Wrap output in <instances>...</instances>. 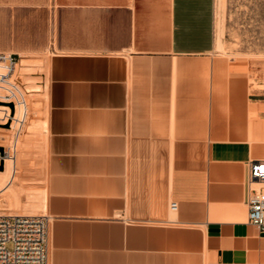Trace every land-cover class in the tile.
Returning <instances> with one entry per match:
<instances>
[{
  "label": "crops",
  "instance_id": "obj_1",
  "mask_svg": "<svg viewBox=\"0 0 264 264\" xmlns=\"http://www.w3.org/2000/svg\"><path fill=\"white\" fill-rule=\"evenodd\" d=\"M7 51L48 55V264H264V91L214 55L216 0H0Z\"/></svg>",
  "mask_w": 264,
  "mask_h": 264
},
{
  "label": "rangeland",
  "instance_id": "obj_2",
  "mask_svg": "<svg viewBox=\"0 0 264 264\" xmlns=\"http://www.w3.org/2000/svg\"><path fill=\"white\" fill-rule=\"evenodd\" d=\"M13 55L18 62L25 60V67L19 75L18 65H16L12 82L19 89L17 92L24 93L28 98L26 109L28 120L21 128L22 134L16 143L19 157L18 172L12 186L0 192V214L46 215L43 201L47 176L48 132L47 129L44 130L43 123L47 122L48 113L46 69L48 55ZM214 55L225 64L226 76L232 77L234 72L236 91L237 81L244 79L246 99L250 97L256 100L262 97L261 93L264 91V0H216ZM226 83L227 77L224 81L221 76L220 93L226 91ZM12 100L14 97L0 101ZM12 107L14 108L13 103ZM32 125H35V128L28 133ZM0 128H3L0 132L9 133L10 125H0ZM1 141L0 139V144L8 149L7 145L11 147L9 142L13 143L14 138L11 140L10 135H5L4 141ZM3 146H0L2 157L5 152ZM2 172L4 169L0 167V175Z\"/></svg>",
  "mask_w": 264,
  "mask_h": 264
},
{
  "label": "built area",
  "instance_id": "obj_3",
  "mask_svg": "<svg viewBox=\"0 0 264 264\" xmlns=\"http://www.w3.org/2000/svg\"><path fill=\"white\" fill-rule=\"evenodd\" d=\"M17 62L15 55L0 52V100L19 90L12 82ZM247 189L248 223L264 233V159L248 162ZM49 225L47 215L0 214V264H48Z\"/></svg>",
  "mask_w": 264,
  "mask_h": 264
},
{
  "label": "bare ground",
  "instance_id": "obj_4",
  "mask_svg": "<svg viewBox=\"0 0 264 264\" xmlns=\"http://www.w3.org/2000/svg\"><path fill=\"white\" fill-rule=\"evenodd\" d=\"M27 100L28 98L24 93L17 92L14 96V100L9 102L0 101V125H10V129H8L9 133L0 132V139L4 141L5 135H10L11 140H13L14 138L13 143L12 141L9 142L11 144V147L10 145H7L9 146L8 149L0 144V146H3L5 149L4 157H2V154L0 152V167L1 169H4V172H2V175H0V192L12 186L14 178L16 177V174L18 172L17 167L19 157L17 155L16 143L19 141V138L22 134L21 128L28 120V117L26 116V109L28 106ZM8 103H11V105H8ZM12 103L14 104V108L12 107ZM29 128L30 130L28 133H30L35 128V125H32Z\"/></svg>",
  "mask_w": 264,
  "mask_h": 264
}]
</instances>
